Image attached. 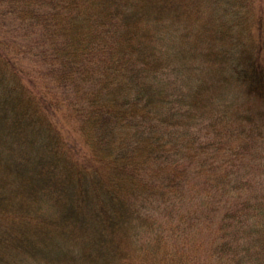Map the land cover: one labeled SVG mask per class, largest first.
Masks as SVG:
<instances>
[{
	"label": "trees",
	"instance_id": "16d2710c",
	"mask_svg": "<svg viewBox=\"0 0 264 264\" xmlns=\"http://www.w3.org/2000/svg\"><path fill=\"white\" fill-rule=\"evenodd\" d=\"M0 264H264V0H0Z\"/></svg>",
	"mask_w": 264,
	"mask_h": 264
}]
</instances>
